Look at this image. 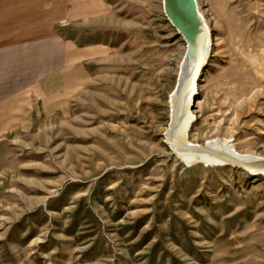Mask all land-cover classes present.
<instances>
[{"label": "rangeland", "instance_id": "rangeland-1", "mask_svg": "<svg viewBox=\"0 0 264 264\" xmlns=\"http://www.w3.org/2000/svg\"><path fill=\"white\" fill-rule=\"evenodd\" d=\"M196 3L211 47L188 141L264 156V0ZM91 12L61 24L78 52L58 98L0 131V264H264V177L164 143L185 44L162 1Z\"/></svg>", "mask_w": 264, "mask_h": 264}, {"label": "crops", "instance_id": "crops-1", "mask_svg": "<svg viewBox=\"0 0 264 264\" xmlns=\"http://www.w3.org/2000/svg\"><path fill=\"white\" fill-rule=\"evenodd\" d=\"M94 2L0 0V131L27 129L32 100L58 98L78 52L61 24L90 18Z\"/></svg>", "mask_w": 264, "mask_h": 264}, {"label": "water", "instance_id": "water-1", "mask_svg": "<svg viewBox=\"0 0 264 264\" xmlns=\"http://www.w3.org/2000/svg\"><path fill=\"white\" fill-rule=\"evenodd\" d=\"M161 1L166 19L185 43L176 83L169 94L164 143L186 164L231 166L264 177V156L240 153L231 146L230 140L211 139L203 144L188 141V131L194 121L191 109L197 98L196 81L210 55V33L196 0Z\"/></svg>", "mask_w": 264, "mask_h": 264}, {"label": "bare ground", "instance_id": "bare-ground-1", "mask_svg": "<svg viewBox=\"0 0 264 264\" xmlns=\"http://www.w3.org/2000/svg\"><path fill=\"white\" fill-rule=\"evenodd\" d=\"M208 27V26H207ZM209 31V30H208ZM185 44V43H184ZM198 80H199V78L197 79V81L196 82H198ZM197 90V89H196ZM212 140H214V139H212ZM204 164V163H203ZM36 242V241H35Z\"/></svg>", "mask_w": 264, "mask_h": 264}]
</instances>
